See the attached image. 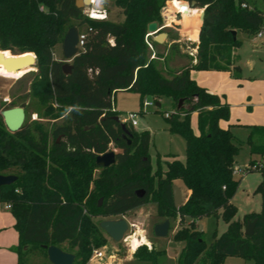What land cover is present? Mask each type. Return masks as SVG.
<instances>
[{
	"label": "trees",
	"instance_id": "16d2710c",
	"mask_svg": "<svg viewBox=\"0 0 264 264\" xmlns=\"http://www.w3.org/2000/svg\"><path fill=\"white\" fill-rule=\"evenodd\" d=\"M164 1L115 0L124 15L115 22L86 17L75 0H0V50L34 53L38 73L27 95L37 96L45 105L44 116L62 117L50 129L24 119L21 128L12 133L0 115V174L17 176L14 183L0 188V202L10 204L15 219L18 264H29L28 256L35 251L47 258L44 245L74 254L73 264H86L92 250L104 245L105 232L92 219L124 215L144 204L150 193L160 215L168 209L177 217L179 228L173 239L184 244L177 264H222L226 257L264 264V172L255 189L260 212L233 220L237 209L231 199L239 183L233 174L235 155L243 142L219 124L228 120L229 104L189 75L190 70H214L240 78L235 53L241 45L238 33L254 36L261 31L263 10L242 7L248 5L245 0L170 1L173 11H189L187 2H194L191 8L202 9L204 14L198 39L191 43L193 55L183 53V43L169 46V54L187 56L189 65L166 75L159 59L149 58L146 44L147 25L158 23ZM71 21L77 22L78 30L85 25L83 29L90 27L91 31L65 74L52 47L63 40ZM119 91L138 94L141 106L145 98L157 103L164 96L174 106L165 119L171 132L184 139L186 159H174L163 177L156 172V186L149 173V132L126 126L132 136L125 137L115 120L112 104ZM21 107L25 111L24 104ZM193 112L198 117V134L190 126ZM248 128L245 143L250 153L264 157V126ZM111 143L116 150L114 164L98 167L96 156L110 150ZM254 165L258 167L256 161H250L245 173L255 170ZM97 168L100 173L93 177ZM176 180L186 190L177 208L171 189ZM139 189L145 191L143 197L136 195ZM97 195L104 197L100 205L94 201ZM206 216L221 217L227 224L209 245L196 224ZM255 218L253 234L245 235L246 221ZM155 256L145 245L133 253L138 260Z\"/></svg>",
	"mask_w": 264,
	"mask_h": 264
},
{
	"label": "rangeland",
	"instance_id": "374dc122",
	"mask_svg": "<svg viewBox=\"0 0 264 264\" xmlns=\"http://www.w3.org/2000/svg\"><path fill=\"white\" fill-rule=\"evenodd\" d=\"M102 1L104 8L99 14H105V19L115 22H120L124 19L122 10L115 5V0ZM170 1L172 0H165L164 4L159 9L158 15L160 19L157 23L159 31L157 33L147 32L146 34L149 58L159 59V67L166 75L182 70L190 63L187 56L180 57L169 54V46L173 42L183 43V53L193 55L195 49L192 48L191 43L199 32V27L197 25L196 35L194 37L189 36L192 40H190L187 35L181 34L178 29L187 26V17L185 16L187 14L183 15L182 12L184 11L180 9H177V11L171 10L169 7ZM245 1L252 7L257 4L259 8L264 10L263 0ZM81 9L83 15L86 17H89L93 12L91 8L84 7ZM200 15H202V9ZM174 19L175 22H170V20ZM72 26L77 27V22L71 21L69 28ZM84 27L85 25H82L80 29ZM158 33L166 34V37H164L162 42H156L157 45L153 46L152 42H155L154 37ZM238 39L241 43L237 51L240 55L239 65L241 79L239 81L234 80L227 74L226 76L222 74H205L197 72V70H190L189 75L199 86L204 87L211 93L222 96L229 104L230 121L234 124L231 131L238 139L245 141L247 128L250 125L264 124V47L257 43L260 39L259 37L249 35L246 32H239ZM8 51L11 52L10 50ZM52 52L55 60L61 61L62 63L66 61L62 55V41H59L52 47ZM156 56H159V58ZM70 61L69 63H71ZM37 73L38 69L34 63L28 70L15 78L0 75V115L4 109L24 104L25 121L31 125L36 123L50 129L54 124L61 123L62 117L51 119L50 116H44L43 107L45 105L39 102L37 96L27 95L31 89L30 85L36 78ZM145 101L154 102L151 98H145ZM48 104L51 105L50 103ZM159 104V106H141L139 95L129 91L117 92L113 103L117 116L124 117L129 112H135L137 114V123L133 127L134 130L137 132L148 131L150 134L148 146L149 173L151 176H154V186H156V172H159L163 177L167 171L168 164L174 159L180 162H185L186 159L184 139L179 134L171 132L165 119V113H170L174 110L172 101L169 97L164 96L160 99ZM140 110H143V112H140ZM127 126H130V124ZM190 126L194 134H198V117L195 112L190 115ZM109 148L116 152L112 143L109 144ZM250 161H256L258 167L255 168V170L245 173L244 170L247 168ZM235 168L242 171V174L239 173L234 175V178L238 180L239 183L232 197V203L237 209L233 216V220H242L246 214L260 212V196L255 189L263 178L264 157L251 154L247 144L243 142L235 155ZM99 173L100 169H95L93 171V177H97ZM173 184L180 187L182 199H184L186 190L183 183L180 180H176ZM91 187L92 185L90 184V188ZM151 197L154 198L152 193L146 198L144 204L124 215L105 218L97 217L92 219L94 223L98 224L104 219L126 216L124 218H128L129 221L134 222L139 229L140 235L143 236V239H139L141 241L140 245H145L148 251L152 250L156 253L153 260L134 259L131 262L125 261L124 264H176L173 258L174 252L180 253L183 248L182 246H184L183 242L173 239V235L179 228L177 217L168 211V209H165L164 214L160 215L157 208V200L153 201ZM94 201H100L101 204L104 201V197L102 195H97ZM165 219L170 220L168 234L165 238H158L153 234V226ZM196 224L197 228L203 234L206 245L212 242L213 235L219 236L227 228L226 222L221 217L215 218L214 216L203 217L197 220ZM129 232L130 231H127L125 236L128 235ZM125 236L122 241L115 243L104 233V245L100 248L93 249L89 260L94 258L95 251L103 253L105 257L107 253L112 251L124 253L126 249H134L132 246L130 247L131 238L129 240L126 239ZM149 242L151 245L146 246L145 243L149 245ZM64 247L71 251H76V248H70L67 245H64ZM165 249L166 254L163 253ZM28 262L29 264H50L47 258L36 251L29 254ZM222 264H248V262L240 257H226Z\"/></svg>",
	"mask_w": 264,
	"mask_h": 264
},
{
	"label": "water",
	"instance_id": "95a60500",
	"mask_svg": "<svg viewBox=\"0 0 264 264\" xmlns=\"http://www.w3.org/2000/svg\"><path fill=\"white\" fill-rule=\"evenodd\" d=\"M194 2H191L190 4L187 2V5L189 7H192ZM75 5L77 8H91L92 10L102 12L104 8V4L102 0H75ZM203 14L204 10H202V16H201V23L203 20ZM159 31L157 23L150 22L147 25V32L151 33H157ZM232 34L235 36L236 32L232 31ZM163 37V38H162ZM166 37V34L158 33L154 37L155 42H162V40ZM78 44V28L76 26H72L69 29H67L63 40H62V55L64 59L66 60L62 64V70L65 74H68L71 69V65L69 61L78 54L79 49L77 47ZM3 51V50H2ZM22 55V54H32L25 55L24 57L19 58H11V59H4L0 57V60H3L4 65H6L7 68H13V69H19V67H22L24 65L32 66L35 63V55L31 52H24L14 55ZM182 103V100H179L178 108H180ZM156 106H159V102L155 103ZM2 120L10 132H15L19 130L24 122L25 119V111L24 108L21 106L12 107L4 109L1 112ZM115 120L118 121V117H115ZM121 128L124 132V136L131 137V133L126 128L125 125L120 124ZM115 162V152L113 150H108L103 154H100L96 156L95 158V164L98 167H108ZM17 179L16 175L13 174H0V188L3 186L11 185L14 183ZM172 195H173V202L174 206L177 208L179 207L182 202V192L180 187H178L175 184H172ZM145 194V191L143 190H137L136 195L139 197H143ZM100 205V201L98 202ZM257 222V219H253L252 221L248 220L246 221L245 227H244V234L245 235H252L255 224ZM98 226L105 232V234L115 243H118L123 240L126 232L128 231V222L124 217H118V218H109L101 220L98 223ZM170 228V220L165 219L164 221L160 223H156L153 226V234L154 236L158 238H165L168 234ZM42 248L46 249L47 259L51 264H73L75 256L72 253H68L60 249L59 247L55 245L50 246H42Z\"/></svg>",
	"mask_w": 264,
	"mask_h": 264
},
{
	"label": "crops",
	"instance_id": "0c3cea01",
	"mask_svg": "<svg viewBox=\"0 0 264 264\" xmlns=\"http://www.w3.org/2000/svg\"><path fill=\"white\" fill-rule=\"evenodd\" d=\"M253 6L258 7L257 4H255ZM170 22H175V19L170 20ZM170 25H171V23H170ZM199 29H200V27L198 28V30ZM178 30H180L182 35L188 36V34H186V32L184 30V27H181ZM188 38L190 39L189 36H188ZM259 38L260 39L257 41V43L260 44V46L264 47V26L262 29V36H260ZM197 39H198V35L195 38H193V40L192 39H190V40L196 42ZM238 50H239V48L235 51V53L238 55V57H240L239 53L237 52ZM239 62H240V58H239L238 64H239ZM197 72H202L205 74H222L223 76H226V74H227L231 78H233L231 73L228 71H214V70L213 71H198L197 70ZM240 77H241V75H240ZM223 78H225V77H223ZM233 79L239 81L241 78H233ZM219 124L222 128H228L230 131H231V128L234 126V124H232V122L230 121V116H229L228 120H226V121L222 120V121H220ZM259 125L264 126V124H259ZM250 126H252V125H250ZM248 134H249V128H247V136H248ZM233 136L236 140L242 141V140L238 139L234 134H233ZM247 136H246V139H247ZM245 141H242V142H245ZM248 148H249V146H248ZM249 152H250V148H249ZM231 201H232V199H231ZM135 209H137V208H134L132 210H135ZM132 210H130V211H132ZM124 217H126V216H124ZM125 219L127 220V222H131L128 220V218H125ZM14 223H15V219H14L12 213L10 212V209H5L3 206V203L0 202V264H18V256H17L16 252L14 251V248L18 245V232L14 228ZM150 245L151 244L149 242V245H146V246H150ZM135 250L136 249H126L124 253H119L118 251H112V252L107 253V255H105V257L103 256L102 259H98L95 257L93 259H90L87 264H124L125 261L131 262L134 260L133 253L135 252ZM165 252H166V249L164 250L163 253H165ZM178 255H179V253L174 252L173 258H174L176 264H177Z\"/></svg>",
	"mask_w": 264,
	"mask_h": 264
},
{
	"label": "bare ground",
	"instance_id": "6f19581e",
	"mask_svg": "<svg viewBox=\"0 0 264 264\" xmlns=\"http://www.w3.org/2000/svg\"><path fill=\"white\" fill-rule=\"evenodd\" d=\"M189 9H191V10L188 11L187 9H185L184 10L185 12H182L183 15L187 14V15H185L187 17V22H186L187 26L184 28V30H185L186 34H188V36L194 37L196 35L197 25H198V27H200L201 16H202V15H200L201 9H199V8L193 9L191 7ZM91 15L94 18H100L101 17L100 14L98 13V11H95V10H93ZM25 55L33 56L32 54L14 55L11 52H9L8 50H6V51L0 50V57L4 58L6 60L11 59V58L24 57ZM30 67L31 66L24 65L22 67H19V69L7 68L6 65H4V63H3V60L1 59L0 60V75H2L4 77L11 76L12 78H15V77L19 76L21 73H23L24 71L28 70ZM130 238H131L130 246H132V248L136 249L141 244L140 240L143 239V236H141L140 233H136L134 236H131ZM135 241H136V244H135Z\"/></svg>",
	"mask_w": 264,
	"mask_h": 264
},
{
	"label": "built area",
	"instance_id": "2783aa9c",
	"mask_svg": "<svg viewBox=\"0 0 264 264\" xmlns=\"http://www.w3.org/2000/svg\"><path fill=\"white\" fill-rule=\"evenodd\" d=\"M242 7L252 8V6L246 5L245 3L242 4ZM98 13H100V12H98ZM100 16L101 17L98 18V19H105V14H100ZM89 17L92 18V19H95L94 17H92L91 14L89 15ZM263 18H264V10H263ZM90 31H91V28L90 27H88L86 29L78 30V44H77V47H78L79 50L82 48V46L84 44V41H85V39L87 37V34ZM255 36H257V37L262 36V30L259 31L258 33H256ZM143 106H146V107L155 106V103L152 102V101H145L144 104H143ZM112 110H115L113 104H112ZM140 112H143V110H140ZM168 115H169V113L166 112L165 113V116H168ZM117 117H118L119 123L120 124H123L125 126H127L128 124H130V126L134 127V125H136V123H137L136 122L137 114L135 112H129L124 117H120V116H117ZM255 168H257L256 165L253 166V169H255ZM239 173L242 174V171H240V170H238V169L235 168L234 171H233V174L234 175L235 174L237 175ZM3 206H4L5 209H10V207H11L9 203H3ZM128 231H130V232L125 237H126V239H129V240H130V237L131 236H134L136 233H139V229L137 228V225L134 222H128ZM94 257L95 258H98V259H102L103 258V253L95 251L94 252Z\"/></svg>",
	"mask_w": 264,
	"mask_h": 264
}]
</instances>
